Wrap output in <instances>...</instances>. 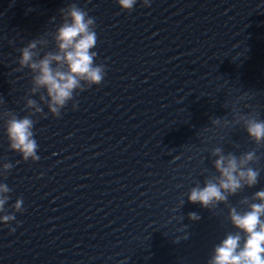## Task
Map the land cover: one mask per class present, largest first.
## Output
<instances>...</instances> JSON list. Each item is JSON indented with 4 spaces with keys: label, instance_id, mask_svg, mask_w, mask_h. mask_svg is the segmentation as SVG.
Wrapping results in <instances>:
<instances>
[{
    "label": "water",
    "instance_id": "95a60500",
    "mask_svg": "<svg viewBox=\"0 0 264 264\" xmlns=\"http://www.w3.org/2000/svg\"><path fill=\"white\" fill-rule=\"evenodd\" d=\"M71 3L95 17L106 76L75 110L33 117L38 161L9 148L0 120V169L14 165L0 176L12 189L5 209L21 197L25 209L0 223V264H208L237 231L229 208L245 211L240 201L264 189V144L237 123L264 120V0H137L131 13L116 0H0V112L24 117L29 98L42 103L30 70H15L19 49L36 39L41 57L54 51ZM217 147L255 151L259 182L206 209L187 195L218 175Z\"/></svg>",
    "mask_w": 264,
    "mask_h": 264
},
{
    "label": "clouds",
    "instance_id": "9594fccd",
    "mask_svg": "<svg viewBox=\"0 0 264 264\" xmlns=\"http://www.w3.org/2000/svg\"><path fill=\"white\" fill-rule=\"evenodd\" d=\"M121 11L131 13L137 0H116ZM151 0H142V6L150 7ZM61 23L56 28L53 41L55 50L44 52L36 51L38 44H46L43 40H31L27 46L19 49V67L16 71L25 68L32 73L31 93H40L37 100L29 98L26 108L34 111L27 116L18 117L11 111L0 112V120L5 122L9 148L18 152L22 159L33 162L40 159L37 154L38 143L34 138V116L46 118L50 113L54 118H60L62 110L72 102L73 110L77 107L75 97L86 88L99 86L106 76V65L97 64V33L95 17L89 15L88 10L69 4L60 9ZM55 20V17L52 18ZM43 90V91H42ZM46 105L48 113L41 105ZM243 121L245 130L256 145L264 144V120L255 115L240 116L237 123ZM219 124V118L212 120ZM214 168L218 175H212L204 180L203 187L197 183L190 189L187 200L193 204H200L206 209H215L219 204H228L229 197L252 188L259 182L260 169L251 167V162L258 159L255 151H249L237 157L232 152L224 153L220 147L211 152ZM19 161H17L18 163ZM14 167L12 163H4L0 169V176L7 177ZM12 189L5 183H0V223L9 225L15 221V213H22L23 198L16 199L12 205L13 212L8 213L5 205L10 199ZM258 201V202H257ZM246 210L240 212L236 207L229 208V219L235 229L214 247L208 264H264V189L256 191L251 197L240 201ZM200 216L189 213L192 221L200 220ZM10 231H15L10 228ZM243 234V236H242Z\"/></svg>",
    "mask_w": 264,
    "mask_h": 264
}]
</instances>
